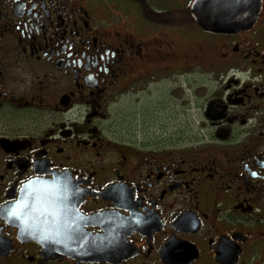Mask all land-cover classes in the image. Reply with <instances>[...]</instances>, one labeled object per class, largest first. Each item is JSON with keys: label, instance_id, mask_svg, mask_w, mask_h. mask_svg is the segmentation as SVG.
<instances>
[{"label": "flooded vegetation", "instance_id": "af4514ba", "mask_svg": "<svg viewBox=\"0 0 264 264\" xmlns=\"http://www.w3.org/2000/svg\"><path fill=\"white\" fill-rule=\"evenodd\" d=\"M194 2L0 0V264H264V0Z\"/></svg>", "mask_w": 264, "mask_h": 264}, {"label": "rangeland", "instance_id": "374dc122", "mask_svg": "<svg viewBox=\"0 0 264 264\" xmlns=\"http://www.w3.org/2000/svg\"><path fill=\"white\" fill-rule=\"evenodd\" d=\"M192 88L196 87L198 88L200 86V83H191ZM163 88V89H162ZM159 92H153L152 88L146 93L145 96L141 97L142 98V113L146 114V116H143V119H146L145 121V126H144V130L151 132L150 134L152 136L159 134L161 131L158 130L159 125L162 124H168L166 126L168 133H172L175 132V124H174V117L173 118H167L164 115V110L158 109L157 108V104L154 105V103H158L161 99H165L168 98L167 97V89H164V87H162ZM198 93V92H197ZM191 96H192V100L194 99V91L193 89H191ZM125 103L126 101L123 100ZM121 101V104L118 105L117 109H122L125 107V103ZM130 101V105L131 107H133L135 110H131L130 108L128 110H126V114H128L129 116L127 117V119L129 120V123L134 126L137 125L136 121L134 119H136L135 117H137V122L140 121V117L138 118V116H130V115H134L136 114V106L134 104V101L129 100ZM141 103V102H140ZM127 107V106H126ZM195 107L192 106V109L190 111V123H191V129H190V133H193V127L195 126V117H196V112L194 110ZM162 110V111H161ZM132 111V112H131ZM138 112V111H137ZM150 115V116H149ZM140 116V115H139ZM165 120V121H164Z\"/></svg>", "mask_w": 264, "mask_h": 264}, {"label": "water", "instance_id": "95a60500", "mask_svg": "<svg viewBox=\"0 0 264 264\" xmlns=\"http://www.w3.org/2000/svg\"><path fill=\"white\" fill-rule=\"evenodd\" d=\"M234 0H195L193 17L207 32H226L234 27Z\"/></svg>", "mask_w": 264, "mask_h": 264}, {"label": "snow or ice", "instance_id": "6c2138e0", "mask_svg": "<svg viewBox=\"0 0 264 264\" xmlns=\"http://www.w3.org/2000/svg\"><path fill=\"white\" fill-rule=\"evenodd\" d=\"M19 201L17 202V207L19 206ZM15 213V209H13V211L11 212V213H9V214H14Z\"/></svg>", "mask_w": 264, "mask_h": 264}]
</instances>
